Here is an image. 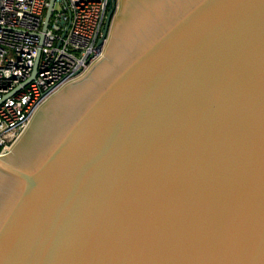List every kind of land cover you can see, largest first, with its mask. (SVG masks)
I'll list each match as a JSON object with an SVG mask.
<instances>
[{
  "label": "water",
  "instance_id": "obj_1",
  "mask_svg": "<svg viewBox=\"0 0 264 264\" xmlns=\"http://www.w3.org/2000/svg\"><path fill=\"white\" fill-rule=\"evenodd\" d=\"M101 42L0 154V264H264V0H109Z\"/></svg>",
  "mask_w": 264,
  "mask_h": 264
},
{
  "label": "built area",
  "instance_id": "obj_2",
  "mask_svg": "<svg viewBox=\"0 0 264 264\" xmlns=\"http://www.w3.org/2000/svg\"><path fill=\"white\" fill-rule=\"evenodd\" d=\"M108 4L52 0L43 28L48 0H0V154L53 91L100 55Z\"/></svg>",
  "mask_w": 264,
  "mask_h": 264
},
{
  "label": "rangeland",
  "instance_id": "obj_3",
  "mask_svg": "<svg viewBox=\"0 0 264 264\" xmlns=\"http://www.w3.org/2000/svg\"><path fill=\"white\" fill-rule=\"evenodd\" d=\"M55 7H58V5L55 4Z\"/></svg>",
  "mask_w": 264,
  "mask_h": 264
}]
</instances>
